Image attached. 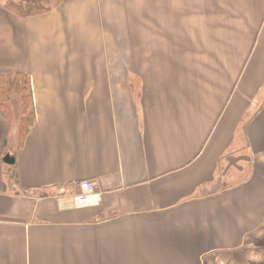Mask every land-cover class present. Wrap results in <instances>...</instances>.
<instances>
[{
  "label": "crops",
  "instance_id": "1",
  "mask_svg": "<svg viewBox=\"0 0 264 264\" xmlns=\"http://www.w3.org/2000/svg\"><path fill=\"white\" fill-rule=\"evenodd\" d=\"M48 1L0 0V77L33 113L0 100V264H257L264 0ZM83 179L99 206L71 202Z\"/></svg>",
  "mask_w": 264,
  "mask_h": 264
},
{
  "label": "trees",
  "instance_id": "2",
  "mask_svg": "<svg viewBox=\"0 0 264 264\" xmlns=\"http://www.w3.org/2000/svg\"><path fill=\"white\" fill-rule=\"evenodd\" d=\"M8 9L13 10L21 17H27L30 15H35L39 13L47 12L49 7L48 0H27V1H8L6 4ZM0 100L3 104V108H10V101L16 96L20 101L21 109L25 108V112L21 111V125L20 131L26 132L29 128V125L26 128L27 123L29 122V107H27V98L30 100V91L27 95V82L24 81L25 77L17 76V75H9L8 77L2 76L0 77ZM29 105V104H28ZM31 125V124H30Z\"/></svg>",
  "mask_w": 264,
  "mask_h": 264
},
{
  "label": "rangeland",
  "instance_id": "3",
  "mask_svg": "<svg viewBox=\"0 0 264 264\" xmlns=\"http://www.w3.org/2000/svg\"><path fill=\"white\" fill-rule=\"evenodd\" d=\"M2 1H4L5 3L8 2V0H2ZM25 1H27V0H25ZM26 91H28V90H26ZM17 97H19V95L16 96V98ZM29 102H30V100H29V98H27V107H29V105H28ZM23 109L25 110V108H23ZM23 109H21V111L24 113L25 111ZM14 115L17 116L16 109L14 111ZM29 116H30V118H29V122L26 125V128H27L28 125L30 126V124L32 123L33 113L30 112ZM254 117L255 118H253L254 119L253 123L258 122V121H262L264 123V114H259L257 117L255 115ZM13 120H14L15 125L18 126L19 123L17 122V120L16 119H13ZM250 124L251 123H249V126H250ZM244 149L243 150H239V151H237L235 153H231V155H229L228 158H227L228 160L226 161V164H229V165L232 166V169H230L231 172H234L235 170L239 171V173L237 174L238 175L237 176V181L238 182L241 181L246 175V173H244L246 171H242L241 168L244 167V165H245L244 169L248 170L249 167H250V166H248V163L251 161L250 159H252V156L250 154H246V151ZM254 253L255 254H254V257H253L254 258L253 259V263L255 262L257 264H264V235H261L260 237H255Z\"/></svg>",
  "mask_w": 264,
  "mask_h": 264
},
{
  "label": "built area",
  "instance_id": "4",
  "mask_svg": "<svg viewBox=\"0 0 264 264\" xmlns=\"http://www.w3.org/2000/svg\"><path fill=\"white\" fill-rule=\"evenodd\" d=\"M79 192L71 195V202L76 208H86L99 206L101 203V194L97 190L95 180L83 179L77 182ZM63 193L65 191L63 190Z\"/></svg>",
  "mask_w": 264,
  "mask_h": 264
},
{
  "label": "water",
  "instance_id": "5",
  "mask_svg": "<svg viewBox=\"0 0 264 264\" xmlns=\"http://www.w3.org/2000/svg\"><path fill=\"white\" fill-rule=\"evenodd\" d=\"M4 162L5 163H7V164H14L15 163V158H14V156H12L11 154H6L5 156H4Z\"/></svg>",
  "mask_w": 264,
  "mask_h": 264
}]
</instances>
